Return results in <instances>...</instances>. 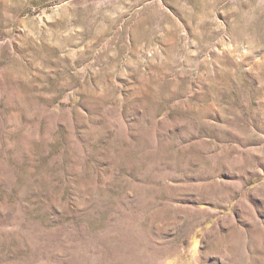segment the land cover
Returning a JSON list of instances; mask_svg holds the SVG:
<instances>
[{"label":"rangeland","instance_id":"obj_1","mask_svg":"<svg viewBox=\"0 0 264 264\" xmlns=\"http://www.w3.org/2000/svg\"><path fill=\"white\" fill-rule=\"evenodd\" d=\"M0 264H264V0H0Z\"/></svg>","mask_w":264,"mask_h":264}]
</instances>
